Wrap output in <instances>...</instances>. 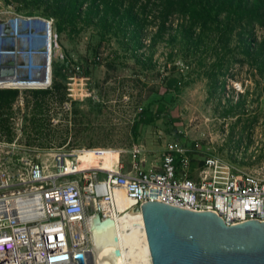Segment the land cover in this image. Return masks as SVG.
Wrapping results in <instances>:
<instances>
[{
	"label": "rangeland",
	"instance_id": "rangeland-1",
	"mask_svg": "<svg viewBox=\"0 0 264 264\" xmlns=\"http://www.w3.org/2000/svg\"><path fill=\"white\" fill-rule=\"evenodd\" d=\"M120 1L105 25L103 13L96 17L83 11L74 28L68 25L58 35L60 51L71 65L66 89L46 98L39 115L35 99L20 94L14 105L13 139L0 142V176L17 178L29 162L51 163L59 149L81 147L122 150L126 167L128 152L141 147L147 164H156L163 144L176 140L195 150V163L211 156L264 177L263 78L235 65L224 90L214 91L208 67L216 51L208 37L190 46L184 19L174 15L163 22L156 2L133 33L120 12ZM142 4L140 0L134 11L142 13ZM44 8L33 0H0L1 11L45 15ZM263 36L257 28L256 37ZM172 78L178 81L177 90L169 86ZM241 98L246 101L243 109L226 116L225 110ZM147 109L154 118L144 124ZM32 115H37L38 131L29 124ZM89 158L110 165L108 157Z\"/></svg>",
	"mask_w": 264,
	"mask_h": 264
},
{
	"label": "built area",
	"instance_id": "built-area-1",
	"mask_svg": "<svg viewBox=\"0 0 264 264\" xmlns=\"http://www.w3.org/2000/svg\"><path fill=\"white\" fill-rule=\"evenodd\" d=\"M54 62L70 69L53 18L0 10V90H50ZM80 153L108 157L110 167L84 168ZM123 153L59 149L51 163L29 162L17 178L0 176V264H79L77 254L86 264L95 218L112 220L148 202L211 212L227 226L264 223L260 174L211 156L192 168L195 150L176 140L163 144L156 164H147L143 149L134 147L126 167ZM121 195L130 202L126 210Z\"/></svg>",
	"mask_w": 264,
	"mask_h": 264
},
{
	"label": "trees",
	"instance_id": "trees-1",
	"mask_svg": "<svg viewBox=\"0 0 264 264\" xmlns=\"http://www.w3.org/2000/svg\"><path fill=\"white\" fill-rule=\"evenodd\" d=\"M139 1H120V12H123L126 24L134 27L133 33L143 25L145 21L143 17L148 6L160 3L163 22L174 15L184 19L190 46H197L203 38L208 37V41L213 43L211 49L216 51L214 61L208 67V79L214 91L224 90L225 78L231 74L235 65L238 68L246 66L250 73L254 70V74L264 80V36L262 39L256 37L257 28L264 31V0H143L145 4L141 5L142 13L134 11ZM33 2L45 5V15L40 16L54 19L58 35L63 33L68 25L74 28L75 20L80 18L83 11L87 16L96 17L103 13L101 24L105 25L108 13H115L119 8L118 0H33ZM151 2L157 4L150 5ZM84 5L86 8L82 10ZM64 57L70 60L67 56ZM68 71L70 69L65 64L54 62L50 90L23 92L0 90V142L10 143L13 139V119L16 113L14 105L20 94L31 95L35 99L34 104L39 110V115L45 105L42 102L46 98H56L61 94L59 91H65V83L70 77ZM177 84L176 79L169 80V86L176 90ZM63 97L61 95L62 99ZM245 102L242 98L238 99L236 105H231L225 110V115L228 116L236 109H243ZM163 109L162 106L157 112L160 113ZM143 113L147 115L144 124L153 121L154 115L149 109ZM29 124L32 130H39L37 115H32ZM195 165V161H192V168Z\"/></svg>",
	"mask_w": 264,
	"mask_h": 264
},
{
	"label": "water",
	"instance_id": "water-1",
	"mask_svg": "<svg viewBox=\"0 0 264 264\" xmlns=\"http://www.w3.org/2000/svg\"><path fill=\"white\" fill-rule=\"evenodd\" d=\"M93 223L103 226L93 245L96 264H264V223L227 226L214 213L157 202ZM75 258L84 264L81 254Z\"/></svg>",
	"mask_w": 264,
	"mask_h": 264
},
{
	"label": "bare ground",
	"instance_id": "bare-ground-1",
	"mask_svg": "<svg viewBox=\"0 0 264 264\" xmlns=\"http://www.w3.org/2000/svg\"><path fill=\"white\" fill-rule=\"evenodd\" d=\"M78 161L80 163V165L84 168L86 167H94L96 165H99V161L98 160H94V159H90L89 157L85 156L83 153H80L79 156H78ZM90 165V166H88ZM104 165V164H103ZM106 167H110V166H106ZM131 198V197H130ZM118 200L119 202L123 203L120 205L121 209H127L129 203L125 200L124 196H118ZM127 202V203H126ZM132 212V211H131ZM131 212H126L124 213L123 215H120V216H117L115 215L114 218H125L129 213ZM103 226L101 227H94L92 229V237H91V243H92V247H91V255H84V258H85V261H86V264H96V261H95V256H94V251H93V245H94V241L100 231V229L102 228ZM92 257V259H91Z\"/></svg>",
	"mask_w": 264,
	"mask_h": 264
}]
</instances>
